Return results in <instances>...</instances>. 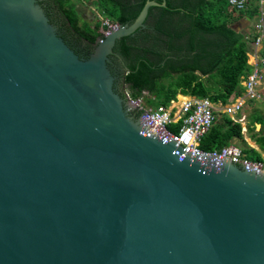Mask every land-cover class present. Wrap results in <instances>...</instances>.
Segmentation results:
<instances>
[{"label": "water", "instance_id": "obj_1", "mask_svg": "<svg viewBox=\"0 0 264 264\" xmlns=\"http://www.w3.org/2000/svg\"><path fill=\"white\" fill-rule=\"evenodd\" d=\"M157 6L83 58L37 0H0V264H264V175L161 143L114 88Z\"/></svg>", "mask_w": 264, "mask_h": 264}, {"label": "trees", "instance_id": "obj_2", "mask_svg": "<svg viewBox=\"0 0 264 264\" xmlns=\"http://www.w3.org/2000/svg\"><path fill=\"white\" fill-rule=\"evenodd\" d=\"M77 1L50 0V4L60 16L62 28L72 39L84 43L89 53L106 27L100 21L92 25L81 22L75 8ZM96 1L110 23L125 25L134 21L147 0ZM150 1H164L165 6L150 7L145 28L117 40L113 48L125 65L120 96L125 99L128 91L132 99L142 97L145 106L152 108L166 106L177 94L207 98L222 105L241 96V83L251 66L245 35L231 26L235 10L228 12L227 0ZM258 14V5L251 3L239 16L252 19ZM247 121L248 138L264 152V108H254ZM256 124L260 125L258 131ZM233 140L243 145L249 160H262L260 153L244 141L241 125L226 115L204 135L200 149L218 151Z\"/></svg>", "mask_w": 264, "mask_h": 264}, {"label": "built area", "instance_id": "obj_3", "mask_svg": "<svg viewBox=\"0 0 264 264\" xmlns=\"http://www.w3.org/2000/svg\"><path fill=\"white\" fill-rule=\"evenodd\" d=\"M228 5L235 11L241 12L251 5L249 0H227ZM259 14L254 25L252 43L254 46H264V0H258ZM106 30L102 32L106 36L117 24L104 21ZM251 73L242 82L244 92L231 104L223 107V113L231 118L234 123L243 124L244 117L236 118L241 112L247 100H264L257 92L259 82L263 80L264 55L260 52L254 54ZM146 93H143L145 96ZM179 96L171 100L166 106L152 108L145 106L143 98L132 99L129 92H125V99L134 114L138 117L139 126L147 131L161 143L174 142L175 150L202 160L206 163L222 167L226 161L239 168L252 171L257 175H264V156L260 161H252L243 153L242 148L236 145H228L220 150L203 151L200 149L201 139L208 133L216 122L217 109L214 103L207 98H195ZM263 98V99H262ZM246 132L245 126L241 125V133Z\"/></svg>", "mask_w": 264, "mask_h": 264}, {"label": "crops", "instance_id": "obj_4", "mask_svg": "<svg viewBox=\"0 0 264 264\" xmlns=\"http://www.w3.org/2000/svg\"><path fill=\"white\" fill-rule=\"evenodd\" d=\"M88 4H90V6H88ZM75 8L77 10V14H78V17H79L81 22H87L90 25H92L93 23L98 22V21H100V22L108 21L107 18L104 17L103 12L99 9V6H98V3L96 0H79V1H77ZM85 12L88 15H90L89 16L90 21L89 20L86 21L83 19V13H85ZM228 12H232V8L229 5H228ZM239 14H240V12L234 11V15H233L234 17L232 19L233 21L231 20L232 21L231 26L236 30V32H241L245 35L246 46H247V55H248V60H249L250 66H251L253 64L254 54L258 53V52H260L262 54L264 51V46L263 47H257V46H254L252 43V41H253L252 38L254 35V25L257 21V16L255 15L252 19H250L246 16L240 17ZM251 71H252V69H251ZM251 71L249 72V74L251 73ZM244 79L242 80V82L244 81ZM241 85H242V83H241ZM257 92L261 95H262V93L264 94V92H262V90H260V86L257 87ZM176 96L183 97L184 95L177 94ZM186 97H189V96H186ZM238 97H241V96H238ZM238 97H236V98H238ZM236 98L232 97L227 102V104H231ZM260 102H264V101L263 100H252V101L247 100L245 102L244 106L242 107L241 112L236 116V118L244 117V122H243V124H240V123H238V124H240L242 126L244 125L246 128V124L248 122L247 116H249L253 112L254 108H256L257 104ZM227 104H225V105H227ZM214 105H215V108L217 109L216 122H218L219 120H221L222 116H225V114L223 113V110H222L225 105H222L220 103L214 104ZM255 128H256V126H255ZM259 129L256 128V131H258ZM242 135H243V138H244V141L246 142V144L250 148H253L258 153H260L261 157H263L264 152L261 151L259 149V147L248 138L247 133L244 132ZM231 144L236 145V146L243 149V147H242L243 145H240L239 141H237V140H233L229 145H231Z\"/></svg>", "mask_w": 264, "mask_h": 264}, {"label": "flooded vegetation", "instance_id": "obj_5", "mask_svg": "<svg viewBox=\"0 0 264 264\" xmlns=\"http://www.w3.org/2000/svg\"><path fill=\"white\" fill-rule=\"evenodd\" d=\"M37 1L43 7L50 22L55 26L57 33L80 57L85 58L88 55V53L85 50L84 43H78L75 39H72L70 35L66 32V30L62 28L60 16L57 14L56 10H54L55 9L54 6L50 4L51 3L50 0H37ZM147 22H150V20H148ZM143 28H145V25ZM109 68L113 77L115 78L114 88L116 92L120 95L122 91L121 82L123 78L122 75L125 69V65L122 59L114 52L109 60Z\"/></svg>", "mask_w": 264, "mask_h": 264}, {"label": "rangeland", "instance_id": "obj_6", "mask_svg": "<svg viewBox=\"0 0 264 264\" xmlns=\"http://www.w3.org/2000/svg\"><path fill=\"white\" fill-rule=\"evenodd\" d=\"M88 6H90V4H88ZM93 10V9H92ZM264 10V9H263ZM90 15H88L86 12L85 13H83V19L84 20H86V21H88L89 19H90V17H89ZM90 21V20H89ZM259 86H260V90H262V92H264V74H263V80H261L260 82H259V84H258ZM126 92H128V91H126ZM263 98H264V94L262 93V95H261ZM262 98V99H263ZM264 101V100H263ZM143 103H144V105H145V102L143 101ZM248 105V104H247ZM246 108V107H245ZM257 108L259 109V110H261V111H263V108H264V102H260V103H258L257 104ZM240 143V142H239ZM240 145H242L241 143H240Z\"/></svg>", "mask_w": 264, "mask_h": 264}, {"label": "bare ground", "instance_id": "obj_7", "mask_svg": "<svg viewBox=\"0 0 264 264\" xmlns=\"http://www.w3.org/2000/svg\"><path fill=\"white\" fill-rule=\"evenodd\" d=\"M249 1H250V3H254L255 5H258V8L260 7L258 0H249ZM262 8L264 9V4H263ZM180 100H185V99L180 97Z\"/></svg>", "mask_w": 264, "mask_h": 264}]
</instances>
